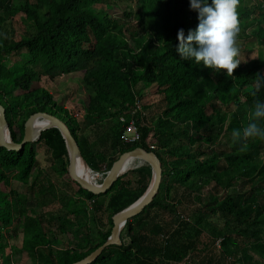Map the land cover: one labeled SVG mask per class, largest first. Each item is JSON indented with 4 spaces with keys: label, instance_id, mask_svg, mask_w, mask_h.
<instances>
[{
    "label": "trees",
    "instance_id": "trees-1",
    "mask_svg": "<svg viewBox=\"0 0 264 264\" xmlns=\"http://www.w3.org/2000/svg\"><path fill=\"white\" fill-rule=\"evenodd\" d=\"M19 1L21 25L15 21L17 12L8 0H0V10L8 14L0 15V102L12 139L20 142L26 119L42 111L66 123L77 139L81 156L96 172L104 167L109 170L119 157L106 160L100 149L106 146L117 150L118 155L141 147L154 151L162 161V180L153 200L127 220L120 233L122 244L106 247L91 264L208 263L213 255L201 241L206 229L214 243L221 239L223 254L237 264H264V260L251 261L248 254L227 244L231 236L241 234L264 247V189L253 190L242 201L226 192L238 176L248 174L254 160L252 151H260L264 137H241L227 152L215 149L219 138L216 127L224 126L225 132L236 136V130L242 133L239 114L252 115L246 127L256 120L255 106L264 102V83L257 79L264 77L262 63H240L232 77H227L224 70L215 73L194 61L180 60L177 31L183 28L187 34L198 23L197 13L189 10V0H133V12L127 13L131 20L126 21L116 20L109 13L117 6L115 0ZM246 1L239 0L237 7L239 33L254 25L253 33L264 36V0L244 5ZM97 4H103L104 9H98ZM22 52L29 56L28 61L11 68L7 58ZM75 72H83L86 85L92 88L82 121L58 105L44 87L31 88L41 77L54 80ZM138 83L155 91L162 111L150 122L136 115L141 137L138 142L127 143L119 135L140 100ZM256 122L264 131V118ZM161 138H165L163 144ZM154 143L157 148L151 149ZM39 144L54 145L66 172L68 154L56 128L44 130L38 140L26 143L20 151L0 147V184L4 185L0 187V264H13L12 249L2 228L15 225L23 227L25 247L40 253L44 264H71L82 259L108 238L112 216L136 201L151 180L150 167L141 166L129 171L132 176L127 172L121 175L101 194L78 185L79 196L94 202L106 198L95 207L94 221L97 226L101 224L103 217L97 214L104 212L108 229L99 231L100 242L87 249L66 242L59 247L56 239H49L50 229L38 217L28 223L15 221L16 215L24 213L18 210L22 198L11 188V181L28 184L38 161ZM163 149L165 158L159 153ZM224 157L227 164L221 169L219 163ZM262 177L264 180L263 171ZM247 185L255 186L252 180ZM208 186L211 189L193 204L191 215L177 211L183 195L202 197L200 191ZM59 221L62 223L61 218ZM58 231L66 232L63 223Z\"/></svg>",
    "mask_w": 264,
    "mask_h": 264
},
{
    "label": "rangeland",
    "instance_id": "rangeland-1",
    "mask_svg": "<svg viewBox=\"0 0 264 264\" xmlns=\"http://www.w3.org/2000/svg\"><path fill=\"white\" fill-rule=\"evenodd\" d=\"M116 7L110 8L109 13L113 15L116 20L126 21L131 20L127 13L133 12L134 1L133 0H115ZM256 0H247L244 5H252ZM8 3L17 13L14 15V19L20 25L23 23L22 2L19 0H8ZM98 9H104L103 4H97ZM262 19L264 21V12L262 13ZM0 15L8 17V14L4 10H0ZM255 26L249 25L242 29L236 39V46L239 49L237 59L242 64H247L252 61H258L262 63L264 70V36H256ZM7 64L12 67H18L26 63L29 56L25 53L20 55L12 54L7 58ZM44 87L49 91L52 99L58 104L66 108L69 112L75 114L79 113L83 115L85 106L87 104V97L92 91V88L87 86L84 81L83 72H75L56 77L54 80H49L46 77H41L38 82L32 84L31 88ZM136 90L140 94L138 97L146 112V122L155 119L158 114H161L160 98L155 94L152 89H145L143 84L138 83ZM14 93H21L19 90H15ZM63 115V113L60 111ZM240 116V124L242 126V133L236 136H232L228 132H225L224 126L222 128L216 127L218 133V143L215 149H223L227 152L231 149V146L236 143L239 138L247 139L243 135V131L246 128L247 122L251 118V114L242 113ZM77 119L82 121V116H78ZM172 119L175 118L172 116ZM258 123V122H257ZM15 131L17 129L15 128ZM89 132L95 138V134L89 130ZM18 133V131H17ZM165 138H161V144H163ZM166 142V141H165ZM156 144V143H154ZM157 145V144H156ZM106 155V160L112 157H118V151L106 147L100 148ZM254 160L252 165L248 168V174L240 178L235 184L226 187V192L234 198H238L240 201L244 199L253 190L264 189V180L262 177V171L264 172V143L260 151H252ZM162 157H166L163 150H159ZM57 152L54 150V145L46 146L39 144L37 146V164L33 169L31 178L28 184L11 181V188L16 189L22 198V203L18 204V210L24 214L15 216V221L18 223L30 222L31 218L38 217L43 221L45 228L50 229L48 237L51 240L56 239L59 247H63L66 242L68 245L76 243L83 249H87L89 246H93L100 242L99 231L105 232L108 229L106 224V214L104 212H98L97 216L103 217V222L97 226L94 221L95 207L106 201L105 197H99L92 200L86 199L84 196L78 194V184L73 181L67 171L65 172L61 160L56 157ZM204 158V157H203ZM202 158V159H203ZM219 163L220 168L226 166L225 157L221 158ZM141 166H147L143 163ZM252 167H256L255 170ZM133 168V169H136ZM131 169V170H133ZM104 167L100 173V177L97 182L100 183L106 172ZM130 171V170H129ZM127 171L129 176L132 173ZM126 173V172H125ZM124 173V174H125ZM254 181V185L251 188L247 185L248 182ZM3 189L4 185L0 184ZM210 186L200 191L202 197H189L183 195V198L177 203V211L183 215H191L194 210L193 204L199 201V198H204ZM159 190V189H158ZM220 195L224 193L220 190ZM23 215V216H22ZM62 219L63 227L66 232L61 234L58 231V225H62L59 219ZM2 226V225H1ZM61 227V226H60ZM100 227V229H99ZM6 235V239L12 249L13 264H44L40 253H37L33 249L25 247L23 242V227L22 226H7L2 228ZM201 241L207 246V252L213 255L211 262L201 263L200 261L195 264H237V261L228 258V255H224L221 249L216 246L212 240L211 232L207 229L203 232ZM215 245H214V244ZM227 244L231 249L238 252H244L248 254L251 261L264 260V247L259 246V242L248 238L244 235H233L227 239ZM42 253V251H41ZM244 264V263H241Z\"/></svg>",
    "mask_w": 264,
    "mask_h": 264
},
{
    "label": "water",
    "instance_id": "water-1",
    "mask_svg": "<svg viewBox=\"0 0 264 264\" xmlns=\"http://www.w3.org/2000/svg\"><path fill=\"white\" fill-rule=\"evenodd\" d=\"M38 117H43L48 120L47 125H45V127L40 130H36L34 128V122ZM49 128L58 129L64 140L68 154L67 173L69 174L70 178L81 188L94 194L106 192L112 186V184L125 173L124 166L129 157L141 159L142 162L147 164V166H149L151 169V180L145 192L136 201L116 212L112 216V228L108 238L93 251H91L87 256L71 263L91 264L101 255L106 247L110 245L122 244L120 233L127 220L139 214L144 209V207L153 200V197L158 192L162 180V161L154 151H147L141 147H135L119 155V157L112 163L110 169L104 173L100 183L96 181H90L88 178L83 177L77 170L78 160L82 159L84 162L85 160L81 156L80 147L76 137L72 134L63 120H61L56 115L47 112H35L31 114L24 123V135L22 140L20 142H15L11 137L6 118L5 107L0 102V147H4L7 150L20 151L24 148L26 143L38 140L41 133Z\"/></svg>",
    "mask_w": 264,
    "mask_h": 264
},
{
    "label": "clouds",
    "instance_id": "clouds-1",
    "mask_svg": "<svg viewBox=\"0 0 264 264\" xmlns=\"http://www.w3.org/2000/svg\"><path fill=\"white\" fill-rule=\"evenodd\" d=\"M239 0H189V10L197 13L195 29L187 34L183 28L178 29L176 52L180 60L194 61L197 65L219 73L224 70L227 77L240 65L239 49L236 36L239 33L237 7ZM264 83V77H257ZM253 116L256 120L264 118V102H258ZM254 120L244 129L243 135L248 138L264 137L260 125ZM235 135H239L236 130Z\"/></svg>",
    "mask_w": 264,
    "mask_h": 264
},
{
    "label": "built area",
    "instance_id": "built-area-1",
    "mask_svg": "<svg viewBox=\"0 0 264 264\" xmlns=\"http://www.w3.org/2000/svg\"><path fill=\"white\" fill-rule=\"evenodd\" d=\"M257 1V0H256ZM76 117L82 116L78 112L74 114ZM130 119L128 122L125 123L124 128L119 135L120 140L127 142V143H135L140 140L141 133L140 129L137 125L135 116L137 115L141 120H145L146 118V112L143 108V105L141 104L140 100H137L135 103L134 108L130 111ZM151 149H156L157 145L152 144L150 145ZM91 202H94L93 200ZM215 244L218 248L221 247V239L217 238L215 241ZM231 259V257H228Z\"/></svg>",
    "mask_w": 264,
    "mask_h": 264
},
{
    "label": "bare ground",
    "instance_id": "bare-ground-1",
    "mask_svg": "<svg viewBox=\"0 0 264 264\" xmlns=\"http://www.w3.org/2000/svg\"><path fill=\"white\" fill-rule=\"evenodd\" d=\"M48 120L43 117H38L34 122V128L40 130L47 125ZM143 162L139 158L129 157L125 163L124 171L127 172L133 168L142 165ZM77 170L83 176L88 178L90 181H96L101 176L99 172L92 171L90 167L82 160L79 159L77 162Z\"/></svg>",
    "mask_w": 264,
    "mask_h": 264
}]
</instances>
